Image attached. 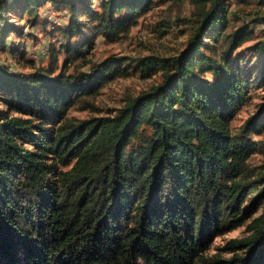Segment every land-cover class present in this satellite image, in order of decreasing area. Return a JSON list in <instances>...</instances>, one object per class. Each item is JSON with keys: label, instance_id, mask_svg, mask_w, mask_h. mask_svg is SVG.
<instances>
[{"label": "trees", "instance_id": "1", "mask_svg": "<svg viewBox=\"0 0 264 264\" xmlns=\"http://www.w3.org/2000/svg\"><path fill=\"white\" fill-rule=\"evenodd\" d=\"M46 1L0 0L2 44L36 25ZM55 1L69 17L54 24L63 41L47 66L0 62V264H264V171L248 164L264 101L229 127L251 77L234 51L264 23V0L230 30L229 0H188L195 24L182 48L101 60L84 55L95 35L126 34L153 0ZM251 49L263 78L264 36ZM130 71L159 80L111 115L68 116ZM255 210L230 257L206 254Z\"/></svg>", "mask_w": 264, "mask_h": 264}, {"label": "rangeland", "instance_id": "2", "mask_svg": "<svg viewBox=\"0 0 264 264\" xmlns=\"http://www.w3.org/2000/svg\"><path fill=\"white\" fill-rule=\"evenodd\" d=\"M230 7L237 13H230V21L226 29L240 24L242 20H250V12L255 10L256 0H229ZM94 5L97 0H94ZM192 5L188 0H153L150 8L137 17L129 31L113 40L96 34L92 46L84 49L85 57L90 60H101L109 54H129L132 56L154 53L167 55L182 48L195 24L192 15ZM15 11L9 14V19L17 17ZM69 15L63 5L55 0H47L40 7V19L32 27L24 28L22 35L15 33L7 35L4 44L0 41V62L8 65L12 70L28 72L33 66H47L50 58L51 45H57L63 41L61 35L54 29V24L63 25L68 21ZM24 19L18 21L21 22ZM168 20V21H165ZM254 38L245 41L234 51L239 55L240 71L250 70V87L247 98L243 101L229 120L232 132L238 131L244 120L252 114L264 101V77H260L257 54L251 49V44L264 36V23H250ZM167 29V30H166ZM79 35L77 38H81ZM64 58L62 51L57 52V64L60 66ZM33 61V64L29 62ZM75 61V63H77ZM72 70V64L68 65ZM88 64L82 65L85 69ZM208 77H210L208 75ZM159 80L158 73L147 77H141L137 72L130 71L124 75H118L101 86L89 100L92 106H85L86 102H79L69 106L68 116L84 118L113 114L118 107L124 104L128 96H133L140 90L149 87ZM84 105V106H83ZM255 142V149L248 158V164L255 170L264 171V124L259 132L249 134ZM248 197V196H247ZM246 202V201H245ZM258 213L255 210L234 228L215 235L206 248V254H217L222 258H228L232 251L226 247L228 241L247 233L246 227L250 219Z\"/></svg>", "mask_w": 264, "mask_h": 264}]
</instances>
